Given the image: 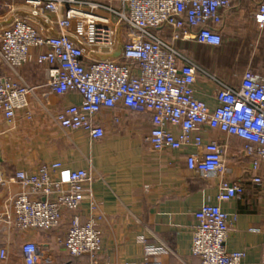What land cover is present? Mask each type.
Here are the masks:
<instances>
[{
  "label": "built area",
  "instance_id": "1",
  "mask_svg": "<svg viewBox=\"0 0 264 264\" xmlns=\"http://www.w3.org/2000/svg\"><path fill=\"white\" fill-rule=\"evenodd\" d=\"M22 1L33 7L34 15L51 14L57 32L47 33L16 16L0 28V60L12 70L31 61L44 64L46 95L75 92L80 96L79 103L68 104L54 115L59 128L84 131L94 140L104 134L96 120L103 109L121 106L149 113L150 150L193 147L185 157L188 169L204 178L218 177L216 199L229 201L242 194L243 184L228 178L225 143L205 138V132L213 129L243 141L240 153L255 172L250 180L261 183L257 172L264 168V74L248 66L238 84L231 85L207 74L176 46L186 39L218 46L223 11L232 0ZM250 16L256 29L264 27V1ZM97 49L114 52L101 58L95 56ZM198 73L215 84L213 108L196 96ZM32 92V86L0 72V114L5 123L13 125L18 110L30 118L27 95ZM92 179L89 169L70 168L59 160L43 162L34 170L18 169L6 177L0 172V185L16 182L19 186L8 199L5 221L22 232L52 230L69 213L62 248L71 256L86 257L76 264H100L101 214L89 187ZM85 200L89 205L83 214ZM193 216L190 253L199 264H241L244 252L225 248L231 222L219 204L203 203ZM20 250L19 263L1 246L0 262L41 261L37 243L25 240Z\"/></svg>",
  "mask_w": 264,
  "mask_h": 264
},
{
  "label": "crops",
  "instance_id": "2",
  "mask_svg": "<svg viewBox=\"0 0 264 264\" xmlns=\"http://www.w3.org/2000/svg\"><path fill=\"white\" fill-rule=\"evenodd\" d=\"M5 1L0 6V28L20 16L47 33L57 32L50 21L51 14L34 15L33 7L22 0ZM262 1L232 0L231 6L223 11L219 25L221 35L236 19L235 15L243 12L249 20L252 36L256 37L255 33L264 37V27L256 29L250 16ZM176 44L198 66L200 64L189 54L192 45L214 47L198 45L192 39L178 40ZM113 52L97 49L95 56L108 58ZM0 72L33 87V92L27 95L30 118L25 117L24 110H18L14 124L8 125L0 114V156L10 167L8 174L3 169L4 173L0 172L10 176L18 169L34 170L39 164L53 160L70 168L89 169L93 174L89 187L101 214L98 223L102 236L98 253L100 264H199V258L190 253V232L196 223L193 212L203 203L219 204L228 215L231 225L225 239L226 250L243 251L241 264H264V168L257 172L261 183H253L250 178L255 172L250 169L249 159L240 153L241 139L213 129L205 132V138L225 143L228 178L243 184L239 197L218 202L219 178L201 177L186 165V154L193 147L150 150L146 141L151 127L149 113H134L121 106L103 109L96 120L104 134L93 140L84 131H66L54 121L57 111L68 104L79 103L80 96L75 92L46 95L49 90L46 65L31 61L12 70L0 60ZM238 81L229 84L236 85ZM195 87L196 96L213 108L216 105L214 82L199 73ZM18 190L16 182L0 185V247H7L12 260L20 263V245L31 240L42 250L37 264H70L71 258L60 243L69 213L63 223L52 230L22 232L6 223L8 199ZM88 205L85 200L83 214L87 213ZM6 225L10 228L4 229Z\"/></svg>",
  "mask_w": 264,
  "mask_h": 264
},
{
  "label": "rangeland",
  "instance_id": "3",
  "mask_svg": "<svg viewBox=\"0 0 264 264\" xmlns=\"http://www.w3.org/2000/svg\"><path fill=\"white\" fill-rule=\"evenodd\" d=\"M5 2L0 0V6ZM242 13L235 15L236 19L231 21L230 26L222 34L220 46L209 48L192 45L189 50V54L209 74L233 84L237 83L242 71L248 66L264 73V37L255 33L256 37L252 36L249 20ZM0 169L1 172L3 169L8 174L10 167L1 160ZM7 227L6 225L3 228Z\"/></svg>",
  "mask_w": 264,
  "mask_h": 264
},
{
  "label": "trees",
  "instance_id": "4",
  "mask_svg": "<svg viewBox=\"0 0 264 264\" xmlns=\"http://www.w3.org/2000/svg\"><path fill=\"white\" fill-rule=\"evenodd\" d=\"M222 43V35H221V42H220V44ZM220 44L218 45V46H220ZM218 46H214L213 48H217ZM177 47L183 52V53H185L186 55H187V53L185 52V50L183 49V48H180L178 45H177ZM199 74V73H198ZM68 256L71 258V262H70V264L72 263V264H76L77 263V259H79L80 260V258H82V259H84V260H86V257H74V256H71V255H69L68 254Z\"/></svg>",
  "mask_w": 264,
  "mask_h": 264
},
{
  "label": "water",
  "instance_id": "5",
  "mask_svg": "<svg viewBox=\"0 0 264 264\" xmlns=\"http://www.w3.org/2000/svg\"><path fill=\"white\" fill-rule=\"evenodd\" d=\"M2 160L1 156H0V161Z\"/></svg>",
  "mask_w": 264,
  "mask_h": 264
}]
</instances>
